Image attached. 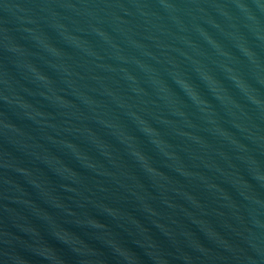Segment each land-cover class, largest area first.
Returning a JSON list of instances; mask_svg holds the SVG:
<instances>
[{
	"label": "water",
	"instance_id": "obj_1",
	"mask_svg": "<svg viewBox=\"0 0 264 264\" xmlns=\"http://www.w3.org/2000/svg\"><path fill=\"white\" fill-rule=\"evenodd\" d=\"M0 264H264V0H0Z\"/></svg>",
	"mask_w": 264,
	"mask_h": 264
}]
</instances>
